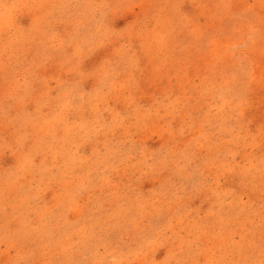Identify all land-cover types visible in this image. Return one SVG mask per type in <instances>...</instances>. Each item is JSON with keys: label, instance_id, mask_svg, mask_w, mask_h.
Here are the masks:
<instances>
[{"label": "rangeland", "instance_id": "rangeland-1", "mask_svg": "<svg viewBox=\"0 0 264 264\" xmlns=\"http://www.w3.org/2000/svg\"><path fill=\"white\" fill-rule=\"evenodd\" d=\"M0 264H264V0H0Z\"/></svg>", "mask_w": 264, "mask_h": 264}]
</instances>
